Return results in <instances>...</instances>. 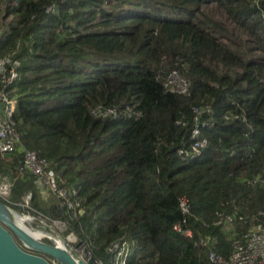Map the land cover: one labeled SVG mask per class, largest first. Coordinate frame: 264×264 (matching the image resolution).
Masks as SVG:
<instances>
[{"label": "trees", "instance_id": "trees-1", "mask_svg": "<svg viewBox=\"0 0 264 264\" xmlns=\"http://www.w3.org/2000/svg\"><path fill=\"white\" fill-rule=\"evenodd\" d=\"M7 55L21 61L8 87L21 144L0 158V200L26 211L32 192V212L66 220L93 264H112L116 241L130 243L126 264H216L211 249L227 260L264 224V0H0ZM25 150L79 216L42 198Z\"/></svg>", "mask_w": 264, "mask_h": 264}, {"label": "built area", "instance_id": "built-area-1", "mask_svg": "<svg viewBox=\"0 0 264 264\" xmlns=\"http://www.w3.org/2000/svg\"><path fill=\"white\" fill-rule=\"evenodd\" d=\"M21 61L15 59L13 56H5L0 59V158L7 159L9 155L17 151L21 144V135L17 128V123L14 118L17 109V97L11 96L8 92L13 82L19 76V68ZM170 85L172 90L177 92H186L188 83L180 77L177 72H173L170 76ZM104 114L116 113V110H102ZM199 113V110H196ZM193 129L194 137H201V140H197L194 144V151H199L208 143L206 137L201 136V128L203 124L198 121ZM180 153H183L181 150ZM49 162L47 159L42 158L34 150H25L23 164L21 166V172H32L36 175L38 184L40 187H49L58 198L62 199L60 207H65L68 212H72L73 216L77 217L82 212L81 201L72 198V195L66 191V189L60 188L58 184V177L53 169L49 168ZM42 187V188H43ZM74 191H72L73 194ZM11 193V182L4 180L0 183V197L7 200ZM33 199V193L29 192L24 200L20 203L31 204ZM180 206L185 214L190 213V207L186 197L180 199ZM231 220V217H229ZM41 221L46 220L48 222H54L56 226L58 224L62 226H69L66 220L52 219L47 216H42ZM177 231H181L187 236H192L190 230H182L180 224L175 226ZM210 240V239H208ZM208 241L201 240V245H206ZM130 243L127 241H116L111 247L110 251L113 253L112 264H126L127 258L131 253ZM210 260L216 264H264V224L259 223L249 229L240 239L235 241L234 250L229 257L225 260L219 256L213 249L210 250ZM102 264V263H100Z\"/></svg>", "mask_w": 264, "mask_h": 264}, {"label": "water", "instance_id": "water-1", "mask_svg": "<svg viewBox=\"0 0 264 264\" xmlns=\"http://www.w3.org/2000/svg\"><path fill=\"white\" fill-rule=\"evenodd\" d=\"M15 212L0 200V264H93L89 249H85L87 259L84 260L59 236L57 239H61L64 246L35 237L18 223ZM47 256L54 258L55 262Z\"/></svg>", "mask_w": 264, "mask_h": 264}, {"label": "rangeland", "instance_id": "rangeland-1", "mask_svg": "<svg viewBox=\"0 0 264 264\" xmlns=\"http://www.w3.org/2000/svg\"><path fill=\"white\" fill-rule=\"evenodd\" d=\"M42 187L40 188V191H41V194H42V198L44 200L51 201V199L53 197H56V195L52 191H50L49 187H43V188ZM21 207H24L26 209V211H18V210L14 209V208L13 209L16 210L18 213H23L24 215L32 217V222L27 223V226L30 229L41 230V231H44V232L45 231L51 232L53 234V236L61 237L63 240H65L69 244L70 248L72 249V251L77 256L83 258L84 260L87 259V256H86V253H85V249H89L88 244L85 241H80V239L76 236L75 233H73V232L69 233L68 232L69 231V226L68 225L67 226H62V225L58 224V226H56L53 221L52 222H48L46 220L41 221L40 218H39L40 214H34L32 212V210H34V209L32 208L31 204L27 205V204L24 203V204L21 205ZM59 219H60V217H59ZM37 237L42 238V240H44V241L46 239V237H43V236H37ZM72 238L74 239V241L71 242L70 239H72ZM52 241H54V240H52ZM80 242H81V244L78 245Z\"/></svg>", "mask_w": 264, "mask_h": 264}, {"label": "bare ground", "instance_id": "bare-ground-1", "mask_svg": "<svg viewBox=\"0 0 264 264\" xmlns=\"http://www.w3.org/2000/svg\"><path fill=\"white\" fill-rule=\"evenodd\" d=\"M15 215H16L18 223L22 227H24L27 231H29L32 235H34L35 237H37V236L50 237V238H52L55 241V243L57 245L64 246L63 241L61 239H57V236H53L52 234H47V233H45L46 231L44 232V231H41V230L30 229L27 226V223L32 222V217L20 214L18 212H15ZM70 241L72 242V241H74V239L72 238V239H70Z\"/></svg>", "mask_w": 264, "mask_h": 264}, {"label": "clouds", "instance_id": "clouds-1", "mask_svg": "<svg viewBox=\"0 0 264 264\" xmlns=\"http://www.w3.org/2000/svg\"><path fill=\"white\" fill-rule=\"evenodd\" d=\"M35 214H39V213H35ZM40 215H42V214H40ZM39 215V218H41V216ZM42 216H44V215H42ZM48 217V216H47ZM52 219H55V218H52ZM57 220H60V219H57ZM46 233L47 234H52L51 232H47L46 231ZM53 235V234H52ZM46 238H48V239H50V237H46ZM51 241L53 240L52 238L50 239ZM53 243H55V241H52Z\"/></svg>", "mask_w": 264, "mask_h": 264}, {"label": "flooded vegetation", "instance_id": "flooded-vegetation-1", "mask_svg": "<svg viewBox=\"0 0 264 264\" xmlns=\"http://www.w3.org/2000/svg\"><path fill=\"white\" fill-rule=\"evenodd\" d=\"M17 241H19V240L17 239Z\"/></svg>", "mask_w": 264, "mask_h": 264}]
</instances>
